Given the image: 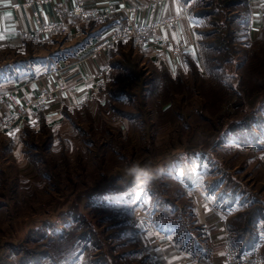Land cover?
I'll use <instances>...</instances> for the list:
<instances>
[{"label": "rangeland", "instance_id": "obj_1", "mask_svg": "<svg viewBox=\"0 0 264 264\" xmlns=\"http://www.w3.org/2000/svg\"><path fill=\"white\" fill-rule=\"evenodd\" d=\"M182 2L200 61L174 72L147 55L137 33L123 35L98 102L26 127L17 143L14 133L0 135V264H144L142 251L130 254L132 231L149 222L186 238L187 207L200 190L236 228V216L258 211L252 230L261 240L251 254L264 264V34L248 39L247 0ZM105 24L76 44L30 38L0 49V83L29 80L85 41L95 48ZM134 163L157 178L135 182Z\"/></svg>", "mask_w": 264, "mask_h": 264}, {"label": "crops", "instance_id": "obj_2", "mask_svg": "<svg viewBox=\"0 0 264 264\" xmlns=\"http://www.w3.org/2000/svg\"><path fill=\"white\" fill-rule=\"evenodd\" d=\"M80 1L87 11L99 13L100 17L83 19L75 12ZM247 7L246 35L254 41L264 28V0H247ZM127 14L134 16L138 27L148 31L146 40L141 33L137 36L139 42L147 46V55L152 60L160 59L174 72L183 69L188 60L195 63L201 60L194 23L182 0H51L46 4L37 0H0V49L22 45L30 38L42 42L60 39L80 43L96 25L111 21L104 31V37H107ZM164 19H172V24L155 27ZM82 46L75 54L58 59L50 69L42 68L29 80L0 84V95L11 91L17 93L16 97L0 104V114L29 103L24 119L0 129V135L14 133L17 143L27 126L38 124L40 114L45 116L48 125H52L67 117L65 111L69 108L99 101L101 86L110 74L114 57L112 48L115 47L94 53V42L85 41ZM176 49L178 53H175ZM187 212L194 223L188 231L190 238L186 246L177 240L181 233L179 229L153 223L147 228L137 227V250L147 258L144 264H227L229 214L208 200L202 190L195 192ZM164 254L168 255V262H164ZM153 255H159L160 260L153 261Z\"/></svg>", "mask_w": 264, "mask_h": 264}, {"label": "built area", "instance_id": "obj_3", "mask_svg": "<svg viewBox=\"0 0 264 264\" xmlns=\"http://www.w3.org/2000/svg\"><path fill=\"white\" fill-rule=\"evenodd\" d=\"M51 0H37L40 4H46L50 2ZM75 12L79 14L83 19H88L90 17L99 18V13H91L85 9V5L82 1L78 2L76 4ZM128 20L126 26L123 27V29L120 30H114L113 33L107 37H104V39L101 41L100 44H98L95 49L94 53H98L100 50L109 49L114 47L117 40H119L123 35L129 34V33H141L142 35H145L143 40H146L147 37L146 33L148 31H137L138 26L135 25V22L133 20V15L128 14ZM172 24V19H164L161 22L157 23L155 27H161V26H169ZM152 31V30H151ZM150 35V33H149ZM175 53H178V49L174 50ZM17 93L16 91H11L9 94H4L3 96L0 95V104L4 103L5 101H9L12 98L16 97ZM29 106V103H26L25 105H22L20 108H13L9 110L8 112L4 114H0V129H4L7 127H11L16 123L21 122L24 119L25 111L27 107ZM147 221L145 222L146 226ZM148 227L149 222L147 223ZM153 261L158 262L160 260L159 255H153L152 256ZM225 259L227 264H260V257L257 254H251V255H245L240 256L236 249L229 245L226 252H225ZM164 262H168L169 257L168 255H163Z\"/></svg>", "mask_w": 264, "mask_h": 264}, {"label": "trees", "instance_id": "obj_4", "mask_svg": "<svg viewBox=\"0 0 264 264\" xmlns=\"http://www.w3.org/2000/svg\"><path fill=\"white\" fill-rule=\"evenodd\" d=\"M106 24H105V27L106 26H109L112 22H109V21H107V22H105ZM104 27V28H105ZM264 29V28H263ZM263 30H262V34H261V36L257 39V41L258 40H260V39H262L263 38ZM252 41V40H251ZM252 42H256V40H254V41H252ZM112 53H113V51H112ZM116 63L115 62H111V70H110V73H111V71H112V69L113 68H116ZM110 75V74H109ZM109 77V76H108ZM1 83H6V82H1ZM0 83V84H1ZM65 113H66V111H65ZM38 121H39V123L40 124H43L44 125V127H48L49 125L47 124V122H46V118H45V116L43 115V114H40L39 115V117H38ZM30 126V125H29ZM28 127V126H27ZM33 127V126H32ZM254 141H257V138L256 137H254V139H253V142ZM191 185H192V183H191ZM253 212L255 213V214H253L249 219H246V217H244V214H239V217H237L236 216V218L240 221V224H238V225H240L239 226V228H236L237 226L235 225V222H233V216H231V215H229V220H228V226H229V231H230V242L231 243H235V247H236V249H237V251H238V254L240 255V256H245L246 254H251V253H253V252H255L256 251V249H257V245H258V243L260 242V235L258 234V232H256V231H254V230H252V228H254L253 227V223H256V222H259L260 220H261V217H260V215L258 214V211H254L253 210ZM235 218V219H236ZM244 218H245V220H244ZM235 221V220H234ZM253 224V225H252ZM157 225V224H156ZM159 226V225H158ZM180 228L182 227V225H178ZM177 227V226H176ZM176 227H174L173 229H176V230H178ZM132 232H134L135 233V237H134V239H135V242H136V246H138V242L136 241L137 239V234H138V230H134V231H132ZM183 234H184V232H182V233H180V235L178 236V238H177V240L178 239H180V241L179 242H182V245L184 246H186V242L189 240V238H190V234L189 233H187V236H186V238L184 237L183 238ZM81 239V238H80ZM79 241L80 240H78V244L77 243H75L76 245L75 246H77V245H79ZM178 242V243H179ZM242 243V244H241ZM86 245H88V244H86ZM86 247V246H85ZM138 250H136V249H134L132 252H130V254H132V253H135V252H137ZM119 256H117V258H118ZM79 259H81V254L79 255V257H78V260ZM73 261L74 260H70V261H68L67 262V264H74L73 263ZM76 262V261H75ZM109 264H117V262H111V260H109Z\"/></svg>", "mask_w": 264, "mask_h": 264}, {"label": "clouds", "instance_id": "obj_5", "mask_svg": "<svg viewBox=\"0 0 264 264\" xmlns=\"http://www.w3.org/2000/svg\"><path fill=\"white\" fill-rule=\"evenodd\" d=\"M127 174L141 184H150L157 178V171L148 165L132 164L127 168Z\"/></svg>", "mask_w": 264, "mask_h": 264}]
</instances>
